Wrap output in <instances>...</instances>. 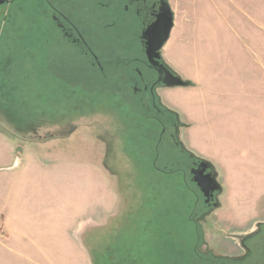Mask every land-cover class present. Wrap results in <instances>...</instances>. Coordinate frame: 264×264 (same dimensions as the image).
Instances as JSON below:
<instances>
[{
  "label": "rangeland",
  "instance_id": "obj_1",
  "mask_svg": "<svg viewBox=\"0 0 264 264\" xmlns=\"http://www.w3.org/2000/svg\"><path fill=\"white\" fill-rule=\"evenodd\" d=\"M166 2L161 61L189 86L159 88L154 100L133 89L135 69L153 73L123 1L0 6V235L36 236L38 250L69 252L58 264H87L83 230L120 206L111 223L139 264H264V0ZM189 154L210 164L217 208L193 182Z\"/></svg>",
  "mask_w": 264,
  "mask_h": 264
},
{
  "label": "crops",
  "instance_id": "obj_2",
  "mask_svg": "<svg viewBox=\"0 0 264 264\" xmlns=\"http://www.w3.org/2000/svg\"><path fill=\"white\" fill-rule=\"evenodd\" d=\"M162 90L159 89L158 97ZM164 105V104H163ZM165 106V105H164ZM117 215L106 217L104 221L93 222L92 235H86L83 230L80 243V256L82 262L87 259V264H139L142 263L138 252L126 249L116 237L112 220L121 217L124 207L118 208ZM3 241V242H2ZM37 237L27 234L0 235V249H4L10 258L0 264H58L57 258L67 257L66 250L48 251L38 250ZM44 257L45 261L41 258ZM155 264H173L165 260Z\"/></svg>",
  "mask_w": 264,
  "mask_h": 264
},
{
  "label": "water",
  "instance_id": "obj_3",
  "mask_svg": "<svg viewBox=\"0 0 264 264\" xmlns=\"http://www.w3.org/2000/svg\"><path fill=\"white\" fill-rule=\"evenodd\" d=\"M161 6L155 21L142 32L140 37L144 43L146 60L149 67L157 72L158 82L165 87H187L189 86L188 82L174 75L163 63H160V51L169 39L173 28V14L168 3L166 1L162 2ZM210 168L208 162L202 161L196 170L191 171L192 180L205 198L206 204L213 200L214 193L220 191L215 174L212 172L205 174L206 170H210ZM217 207L218 204L214 203L213 208Z\"/></svg>",
  "mask_w": 264,
  "mask_h": 264
},
{
  "label": "flooded vegetation",
  "instance_id": "obj_4",
  "mask_svg": "<svg viewBox=\"0 0 264 264\" xmlns=\"http://www.w3.org/2000/svg\"><path fill=\"white\" fill-rule=\"evenodd\" d=\"M12 0H0V6L6 5L10 3ZM125 4V8L128 9L130 6L134 9V12L136 16L138 17L141 26H142V32L151 24L155 21L156 15L159 13L160 8L162 7V2H165L166 0H121ZM168 3V2H167ZM169 5V4H168ZM52 12L54 13V18L56 21L57 26H59L60 31L62 35L70 41L72 44L76 45L77 47L82 50V53L84 54V50H87L88 54H91L93 59L95 60L96 64L98 65V68L100 71H102V67L100 66L98 60L96 57L92 54V51L90 48L87 46L86 42L84 41L83 37H81L80 33L78 32L77 28L74 26V24L70 21V19L59 12V10L51 7ZM141 32V34H142ZM141 37V35H140ZM141 40V38H140ZM142 46L144 49V43L142 42ZM85 53V54H87ZM145 53V52H144ZM143 65L150 70L153 75L151 77L144 75L139 69H135L136 71V84L142 85V88H137L133 87L134 91L136 92H145L148 93L149 96L151 97L152 100L155 99L156 97V91L160 88L165 87L162 85L160 82H158V74L156 71H154L152 68L149 67L146 56L145 60L142 61ZM160 63H163L160 61ZM164 64V63H163ZM173 73V72H172ZM174 74V73H173ZM175 75V74H174ZM153 107H156V105H152ZM175 128V127H174ZM177 128V127H176ZM176 130V129H175ZM173 139L174 136H173ZM189 159L190 165H189V171L191 174V171L196 170L198 165L203 161L197 158H194L192 155L189 154ZM212 172V168L210 170H206L205 174ZM217 193L213 194V200H210L209 203H205L209 209L213 208V204L216 201V196ZM261 224V223H260ZM260 224H257V228L260 227ZM235 240V238H233ZM241 245L243 246L244 249L246 248V244L244 245V238H239ZM240 245V246H241ZM212 264V262H211Z\"/></svg>",
  "mask_w": 264,
  "mask_h": 264
}]
</instances>
